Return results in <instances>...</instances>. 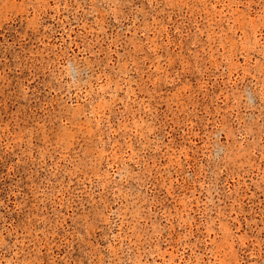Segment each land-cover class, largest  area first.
I'll return each mask as SVG.
<instances>
[{"label": "rangeland", "instance_id": "1", "mask_svg": "<svg viewBox=\"0 0 264 264\" xmlns=\"http://www.w3.org/2000/svg\"><path fill=\"white\" fill-rule=\"evenodd\" d=\"M0 264H264V0H0Z\"/></svg>", "mask_w": 264, "mask_h": 264}]
</instances>
